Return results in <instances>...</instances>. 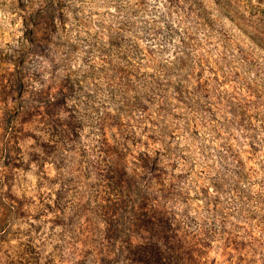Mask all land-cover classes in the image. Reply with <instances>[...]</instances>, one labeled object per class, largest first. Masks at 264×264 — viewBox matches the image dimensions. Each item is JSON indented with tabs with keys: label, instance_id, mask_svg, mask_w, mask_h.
Listing matches in <instances>:
<instances>
[{
	"label": "rangeland",
	"instance_id": "1",
	"mask_svg": "<svg viewBox=\"0 0 264 264\" xmlns=\"http://www.w3.org/2000/svg\"><path fill=\"white\" fill-rule=\"evenodd\" d=\"M0 264H264V0H0Z\"/></svg>",
	"mask_w": 264,
	"mask_h": 264
}]
</instances>
